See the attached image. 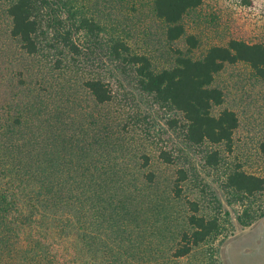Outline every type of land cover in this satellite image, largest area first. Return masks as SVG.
I'll list each match as a JSON object with an SVG mask.
<instances>
[{"label": "trees", "instance_id": "1", "mask_svg": "<svg viewBox=\"0 0 264 264\" xmlns=\"http://www.w3.org/2000/svg\"><path fill=\"white\" fill-rule=\"evenodd\" d=\"M79 2L0 0V264H180L225 227L221 203L206 215L183 196L189 179L203 181L196 168L177 166L176 152L231 151L239 120L229 109L213 113L224 101L214 79L244 63L264 93V42L231 39L193 58L198 41L183 19L202 0H152L168 47L157 67ZM153 110L175 134L157 155L174 167L161 199L130 126ZM258 151L264 157V133ZM218 156L205 151L204 163L216 169ZM221 185L244 206L241 227L264 218L263 204H249L264 194L263 177L235 165ZM216 254L196 264H220Z\"/></svg>", "mask_w": 264, "mask_h": 264}, {"label": "rangeland", "instance_id": "2", "mask_svg": "<svg viewBox=\"0 0 264 264\" xmlns=\"http://www.w3.org/2000/svg\"><path fill=\"white\" fill-rule=\"evenodd\" d=\"M79 5L93 12L106 30L120 34L133 50L150 56L155 66H165L168 47L160 35L163 25L151 13L152 0H80ZM183 24L187 34L193 35L198 41L197 48L191 53L193 58H201L210 47L224 46L231 39L249 43L264 42V0H202L198 8L184 17ZM174 47L186 50L183 42H178ZM214 86L221 89L224 101L213 109V113L229 109L236 113L239 120L233 134L232 149L227 151L223 145L204 144L197 150L184 151L185 154L176 152V164L198 170L206 186L203 183L196 184L191 178L183 186L182 194L196 200L201 213L206 215L213 214L218 202L221 203L220 214L225 231L214 243L204 245L180 264H196L202 260L208 263L207 255L211 250L217 251L215 257L220 264H264V218H257L250 226L241 227L236 216L242 213L244 206L237 204V195L224 190L221 185L225 175L235 165L249 174L264 178V157L258 151L264 133L263 89L244 63L225 65L215 76ZM117 109L114 107L112 112ZM129 111L133 113L127 106L123 107L124 113ZM149 114L151 117L142 120L137 126L131 124V128L135 129L129 130L137 138L138 146L135 147H138V155L144 153L150 158L149 168L157 176L153 193L161 199L167 195L168 181L174 167L162 165L157 155L163 145L161 139L175 137V134L164 130L163 120L166 116L162 112L153 110ZM146 127L151 128L148 135L144 130ZM209 150L219 153L216 169L204 163V152ZM249 204L264 205V194L251 199ZM171 205L177 210L173 216L180 217L181 203L177 205L172 202ZM224 211L229 212V217L224 215Z\"/></svg>", "mask_w": 264, "mask_h": 264}]
</instances>
